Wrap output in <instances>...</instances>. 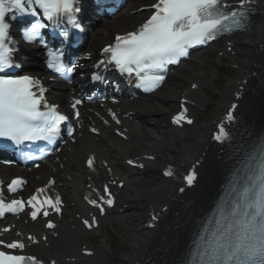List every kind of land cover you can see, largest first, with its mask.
<instances>
[{"label": "bare ground", "instance_id": "1", "mask_svg": "<svg viewBox=\"0 0 264 264\" xmlns=\"http://www.w3.org/2000/svg\"><path fill=\"white\" fill-rule=\"evenodd\" d=\"M145 1L149 0H141L143 3L136 4L135 7L133 5L125 14L99 33L101 35L97 36L90 44V50L95 52L98 49L97 46L105 39L110 40L114 33L131 30L138 25L146 15L144 9L143 11L138 9L150 5ZM249 1L255 3L258 9L257 22L249 32L230 37L228 40L235 46L236 56L240 62L241 76L238 80H231L227 86L230 91L223 93V100L218 104V112L214 119H223L219 116H223L229 107L228 102L243 87V109L245 107L247 111L241 113L242 126L256 129L258 123L264 120V109H262L264 108V73L260 75L264 69V0ZM133 10H136L135 13H131ZM203 67L202 62L194 57L192 65L184 66L174 75L173 80L178 81L175 88L159 91L160 93L157 92L152 96V99L137 100L128 104L127 108L134 113L135 117L131 120H140L141 123L138 125L130 120L123 123L121 130L123 137L115 134L114 130L120 128L113 123L104 124L101 121L88 118L83 121L82 125L91 124L94 121L100 126V134L95 136L82 127L78 132V144H72L71 151L64 152L59 163H54L51 168H43L38 172L39 179L33 177L31 185L37 186L53 175L57 178L56 187L64 194L66 201L70 204L74 203V206L66 212L65 217L58 220V226L52 233L36 223L26 222L22 217L14 219L15 232L19 236L27 239L29 234H33L37 238L46 237L49 242L47 244L40 240L38 244L31 245V250L43 256L56 257L59 264H105L104 250H101L98 260L83 254L85 249L80 243L82 226L77 216L85 214L89 210L82 198L87 190V185L103 182L112 177L114 179L117 176L126 180L125 187L118 192V195L127 206L126 208L122 205L118 206V209L109 212L106 218L121 219L124 222V235L131 240L129 242L130 249L115 256L117 264H159L186 242L191 222L184 217L176 216L175 213L181 209L180 205H183V207H187L186 213L196 215L197 211L192 207V202L196 207H203L211 192L199 188L186 198L177 192L180 186L177 177H169L159 183L146 177L133 179L131 176H125L121 166V157L124 152L130 153L129 147L133 145H136L140 152L138 156H141L142 160L146 159V155L157 156L166 147L171 149L181 141L185 131H189L195 135L193 142L183 143L175 155L164 158L163 162L155 163L156 161L148 159L151 165L146 168L156 173L160 172L164 165L167 167L171 165L177 170H183L200 161L201 172L205 178L213 179L219 170L223 171V167L227 165L224 161L227 157L225 152L234 143L221 146L214 144L211 139L213 130L209 124L193 126L188 130L168 132L164 121L168 112L166 105L173 101L176 103L178 97L179 100L187 102L186 106L189 111L197 116L206 101L202 93L206 81L199 80L195 71ZM188 80L190 84L181 89V84ZM54 97L57 101L66 103V95L58 93L54 94ZM122 107V104L117 106V108ZM126 129L128 135H126ZM166 135L171 137H166ZM135 140L138 141L137 144ZM90 154H96L100 160L108 161L113 170L111 175L106 168H99L95 173H89L85 167V161L87 155ZM222 175L223 173L219 177L221 178ZM110 176L112 177L110 178ZM183 199L191 203L180 204ZM136 208L143 209L142 213L124 217L127 213L131 214ZM164 208H168V212L164 211ZM154 214L158 217L157 221L160 219L159 226L156 229H148L145 222ZM94 255H96L95 250L93 251Z\"/></svg>", "mask_w": 264, "mask_h": 264}, {"label": "snow or ice", "instance_id": "2", "mask_svg": "<svg viewBox=\"0 0 264 264\" xmlns=\"http://www.w3.org/2000/svg\"><path fill=\"white\" fill-rule=\"evenodd\" d=\"M247 2L249 0H240L238 5H232L225 0H157L151 5V15L137 30L117 35L115 44L103 49L107 59L101 60L97 67L114 64L121 73H126L129 77L134 75L139 86L146 92L153 91L165 80L164 73L168 66L178 64L182 58L188 57L190 49L207 45L220 34L231 33L234 28H245L249 16L242 9ZM77 3L78 0H0V139L22 146L26 142L34 144L40 141L55 144L60 136L61 124L68 117L58 110L57 105L47 102L46 89L38 78L11 73L12 69L20 65L15 63V49L9 45L10 21L14 22L23 16L38 17L41 15L39 9L48 21L58 23L64 16L71 19L79 12ZM46 27L47 24L37 19L29 28L22 30L23 38L28 42H36L40 38L43 42L41 29ZM75 27L79 28L80 25L76 23ZM64 35L67 36V33ZM48 55L51 57L48 67L57 73H71L77 67L75 64L67 68L62 65L63 52L49 50ZM95 78L100 79L99 76ZM81 102L79 99L75 100L72 107L76 108ZM235 108L236 105H233L227 113L226 122L230 123L235 119ZM187 111L184 108L174 117L173 122L177 125L192 124L193 120L187 117ZM75 115L78 117L80 113L77 111ZM74 131L69 127L67 135L72 137ZM92 131L97 130L93 128ZM227 138L228 132L224 123H221L213 139L222 142ZM254 151L261 161L259 175L256 176L257 184L244 190L243 203L234 205L228 223H217L212 240L202 249L201 264H264V138L259 139ZM27 158L36 159L33 155H28ZM128 163L131 165L133 161ZM87 164L92 168L94 158L88 159ZM139 166L143 167L142 164ZM164 174L168 177L174 175L171 169ZM195 178L194 170L184 177L188 186L193 184ZM23 182L21 179H14L8 185L9 191H17ZM51 183L54 184L55 180ZM103 191L108 194L107 198L101 195L99 201L88 200L101 213L105 211V206L114 205L107 185ZM180 191L183 192L184 189L181 188ZM45 192V188L39 189L26 202L31 208L33 220L41 213L48 217V209L57 214L62 211L61 197L49 195L41 198L40 194ZM24 207L25 202L22 200L6 203L0 196V217L6 213L22 211ZM221 215L224 220L228 219L223 217V213ZM157 218L155 214L152 217L153 220ZM83 223L88 228L93 226L88 220ZM46 226L49 229L56 227L51 220ZM28 239L36 242L32 236ZM25 247V243L20 240L7 242L0 239V264H43L38 257L23 254ZM51 264H55V261Z\"/></svg>", "mask_w": 264, "mask_h": 264}, {"label": "rangeland", "instance_id": "3", "mask_svg": "<svg viewBox=\"0 0 264 264\" xmlns=\"http://www.w3.org/2000/svg\"><path fill=\"white\" fill-rule=\"evenodd\" d=\"M221 45H219L217 48H219ZM237 62H239V60L236 58L235 55H233L232 57H223L222 59V63H221V67L223 68L225 66L224 69H222L223 73H219L217 74V81L215 79V82L213 83V79H214V73H213V69L212 67L216 65V58L215 56H211L210 59L207 60L206 64H205V68L203 69L204 72L208 74L207 77V86L210 88L209 90V96L207 99V109L204 110H200V112L198 113V120H197V124L198 125H206L210 122V119H212V116H216V113L218 112V104L219 102H221L223 100V93H229V91H227L226 88L231 80H238V78L241 76V74L239 73V69H238V65ZM224 66H223V65ZM201 74V73H200ZM203 76V75H202ZM210 84V85H209ZM175 87V84H170L168 87ZM212 97V98H211ZM174 105V103H172ZM175 106L177 108L178 103H175ZM195 135H188V138H192ZM189 139V143H191V141L193 142V138L190 140ZM182 142H180L181 144ZM180 147V146H179ZM179 147H173V151L170 153H166V157H172L173 155L176 154V152L180 149ZM160 159H162V156L160 157ZM148 178H150V180L156 181V182H162L164 179L162 177L161 174L159 173H155L152 174L150 173H146L145 175ZM143 209H139L136 208L134 209V211H132L131 214L128 215V217H130L131 215H137L142 213ZM124 224L122 223L121 226H118L116 229V235H117V240L115 242L114 236L108 232L106 233L105 229L102 230L100 232V238H98L95 241L94 246L98 247V248H104L105 251H108V255H107V262L110 264H117L115 261V256L118 254H121L122 252L128 251L130 249V243L131 240L128 239V237H126L124 235V230H123V226Z\"/></svg>", "mask_w": 264, "mask_h": 264}]
</instances>
